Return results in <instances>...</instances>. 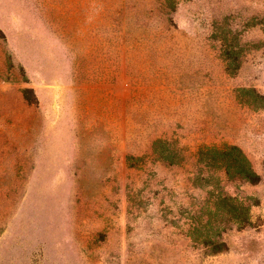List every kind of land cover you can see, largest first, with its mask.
Returning a JSON list of instances; mask_svg holds the SVG:
<instances>
[{
    "label": "rangeland",
    "instance_id": "1",
    "mask_svg": "<svg viewBox=\"0 0 264 264\" xmlns=\"http://www.w3.org/2000/svg\"><path fill=\"white\" fill-rule=\"evenodd\" d=\"M258 94L264 0H0V264H264Z\"/></svg>",
    "mask_w": 264,
    "mask_h": 264
},
{
    "label": "trees",
    "instance_id": "2",
    "mask_svg": "<svg viewBox=\"0 0 264 264\" xmlns=\"http://www.w3.org/2000/svg\"><path fill=\"white\" fill-rule=\"evenodd\" d=\"M258 95L264 100V94ZM214 150L218 152L217 158L221 160L227 174L252 182L260 180V174L252 167L250 160L239 146L231 145L224 148H215Z\"/></svg>",
    "mask_w": 264,
    "mask_h": 264
}]
</instances>
